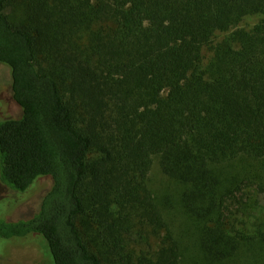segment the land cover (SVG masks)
I'll list each match as a JSON object with an SVG mask.
<instances>
[{
	"label": "trees",
	"instance_id": "1",
	"mask_svg": "<svg viewBox=\"0 0 264 264\" xmlns=\"http://www.w3.org/2000/svg\"><path fill=\"white\" fill-rule=\"evenodd\" d=\"M0 63L23 109L0 122V180L52 179L0 241L188 264L194 229L205 264H264V0H0Z\"/></svg>",
	"mask_w": 264,
	"mask_h": 264
},
{
	"label": "rangeland",
	"instance_id": "2",
	"mask_svg": "<svg viewBox=\"0 0 264 264\" xmlns=\"http://www.w3.org/2000/svg\"><path fill=\"white\" fill-rule=\"evenodd\" d=\"M262 18L263 16L258 15L246 16L240 26L251 28ZM22 116L23 109L13 98L11 69L9 66L0 63V122L5 119H18ZM44 177L47 178L38 181L26 193H20L14 189L7 191V186L3 185L0 180V206L5 209L0 210V216L5 217L9 221L32 218L38 212L43 196H45L44 194H46L51 185V177ZM149 178L151 184L154 185V193L159 202H163L164 198L166 199V193L174 195L173 188L169 186L171 191L167 189V178H164L156 167L150 173ZM262 201L264 202V196H262ZM176 213L180 222L181 215L178 214V211ZM171 218L176 226L175 218L172 216ZM189 232L190 235L188 237L185 232L180 230V236L185 240L188 248V264H205V260H202L203 258L200 256L199 250H197L196 234L198 236L199 230L190 229ZM48 253L49 255L45 254L40 246L34 242L31 244H17L14 242L9 243V240L0 241V264H54L49 250Z\"/></svg>",
	"mask_w": 264,
	"mask_h": 264
}]
</instances>
